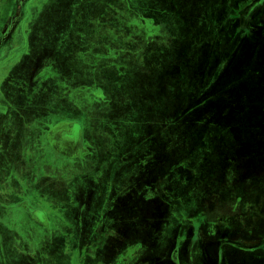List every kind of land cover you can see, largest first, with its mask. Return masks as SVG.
Masks as SVG:
<instances>
[{
  "label": "rangeland",
  "instance_id": "374dc122",
  "mask_svg": "<svg viewBox=\"0 0 264 264\" xmlns=\"http://www.w3.org/2000/svg\"><path fill=\"white\" fill-rule=\"evenodd\" d=\"M154 1L158 0H145L143 5L140 4L141 0L134 1L137 3L134 14L149 18L154 22L151 27H162L155 34L159 36L155 38V42L143 47L148 48L144 66H140L141 55L134 46H130L135 55L129 62L126 59L113 61L117 65H129L131 68L127 70L129 73L126 81L131 82L133 79L139 85L142 84L144 70L143 81L148 85V90L142 88L144 100L140 98L132 106L134 108L137 105L140 111L144 110L143 114L136 111L131 115L132 120L140 118L141 125L134 127L132 135L126 131L128 135L123 138L112 132L111 124L117 129L125 126L124 118L115 116L113 108H126L127 102H119L121 98L118 97V101L107 89L112 101L100 104L95 99L98 96L95 90L90 88L96 79L111 82L112 72L109 69L97 72L96 75L94 69L86 66L81 73L75 71L74 77L70 76L73 81L66 82L65 87L53 79L46 82L41 79V72L48 66V61L53 59V68L62 83V78H66L62 65L67 51L79 50L80 55L85 57V66V62L90 60L87 44H101V39L93 41L92 32L96 24L90 23V19L96 21L97 13L85 14L90 18L81 14L84 18L79 26L76 25V32L82 31L89 35L85 48L76 44L63 53L64 26L57 24V21H64L63 11L66 12L65 18L73 14V7L67 4L64 7V3L58 0H19L18 4L13 2L6 7L7 28L9 18L13 15L20 14L26 23L23 21L22 24L24 35L16 41H6L0 50L2 222L7 221L6 209L3 207L16 205L19 207L14 211H53L49 217L55 219L54 223L58 227L64 223L59 221L58 214L63 212L71 224L66 234L71 243L73 237L78 241L82 234L79 229L81 217L82 223L87 226L93 220L103 235L110 236L108 240H115L113 229H116L119 243L125 241L126 237L146 243L158 232L159 221L166 212L163 210L167 207L164 202L180 206V198L190 200L191 195L195 197L191 193L197 192L196 205L199 208H204L206 202L211 204L209 208L205 207L206 211L196 212L198 222L200 217L202 220L207 217L206 222H210L221 214L225 215V187L229 186L230 190L236 189L240 193L244 178L254 176L251 174L254 171L251 167H257L258 174H264V0H161L162 3L166 2L162 8L153 7L157 4ZM97 6L98 10L104 12L109 10L105 16L113 17L110 14H114L115 9L108 4L106 6L104 2ZM81 7L83 13L88 11L84 5ZM146 10L148 11L144 14ZM36 14L41 19L44 18L39 22L37 16V21L32 23L31 28L30 25L28 27L27 17L33 15L35 19ZM75 15L77 14H73ZM253 17H257L254 22ZM239 18L242 19L237 20ZM2 24L3 20L0 22V32L3 30ZM11 31L13 27L9 30ZM26 31L29 32L28 38ZM8 37L6 34L4 40ZM138 40L134 39L135 42ZM250 51H254L253 54H248ZM113 71V77H122L116 73L119 69ZM153 73H157L158 78L151 79ZM154 84L158 88L153 87ZM76 91H80V97L74 95ZM141 92V88L135 87L130 92V97L141 96ZM168 95L179 100L175 109L169 110L164 103ZM203 96L206 99L207 96H214L209 100L205 111L199 112V117L197 112L187 113V106ZM147 99L150 100L149 104ZM78 102H81V107L74 108V103ZM207 111L209 115L212 114L213 119L203 115ZM165 121L167 125L164 124ZM208 122L212 123V127L209 126V134L205 136L202 133ZM54 125L59 126L58 131L65 129V133L63 134V130L62 133L56 131L47 137V133L43 131ZM67 126H73V129H67ZM197 128L200 131L198 134L193 131ZM174 134L177 143L173 142ZM57 137L60 141L65 140L79 146V156H87V159L83 164L69 167V178L64 182L58 183L51 180L50 176H45L40 178L42 181L36 186L32 178L36 179L37 172L33 176H27L30 166L32 170H40L38 159L40 156L43 158L45 153L39 149L41 146L47 147L45 159H53L50 151L58 144ZM118 145V152L111 151ZM122 146L125 150L133 148V152L121 151ZM184 147L186 149L182 150ZM25 158L29 167L22 171ZM82 167L85 172L80 173ZM47 170L51 169L46 168V172ZM61 170L62 167H59L58 171ZM206 171L209 172L207 176ZM258 174L255 175L259 176ZM46 182L49 184L45 187L43 183ZM245 183L251 186L248 182ZM261 186L262 191L264 184ZM212 187L215 189L210 191ZM217 194L222 199L214 202L213 198ZM84 197L91 200V208H98V211H81ZM95 197L101 198L94 200ZM25 199L29 201H23ZM60 202H64L62 207ZM156 203L160 204L159 211ZM218 207L221 210L216 211ZM190 213L191 211H185L187 218L191 217ZM36 219L43 224L47 222L44 212L38 213ZM220 221L222 226H219V232L226 231L227 223L231 229L238 226L235 217H223ZM3 225L4 223L0 226V264H13L11 261L17 262L20 254L10 246V241L7 242L11 234L5 231ZM51 233L44 232L41 236L36 248L39 260L47 249L51 250ZM170 235L169 231L164 232L165 237ZM86 238L87 235L85 240ZM64 239L63 235L54 237L53 245H56V250L62 248ZM2 246L5 247L1 248ZM91 249L93 248L88 250ZM230 250L226 248V251ZM61 260L63 259L57 258L53 262L51 259L53 263L45 264H60ZM120 262L122 260L118 263Z\"/></svg>",
  "mask_w": 264,
  "mask_h": 264
},
{
  "label": "crops",
  "instance_id": "0c3cea01",
  "mask_svg": "<svg viewBox=\"0 0 264 264\" xmlns=\"http://www.w3.org/2000/svg\"><path fill=\"white\" fill-rule=\"evenodd\" d=\"M58 1L64 3V7L65 4L73 7V14H77L75 16L71 14L68 15L67 18H65L66 12L63 11V13H65L64 21H57V24H62L64 26L65 35L63 34L62 37L63 53L65 52V49H72L76 44L78 45V47L81 45L85 48V41L88 40L89 35H86V33L82 31L76 32L75 29L76 25L79 26L82 18H90L85 16V14L87 13L88 15H95L97 13L96 21H94L95 19H90V23L94 22V24H96V26L93 27L92 32L94 34L93 41L95 42L98 39H101V44H87V46L89 47L88 56L90 60L88 62H85V66L83 64V62L85 61V57L80 55L79 50H77V52L67 51V53L64 54V62L62 65V72H64L66 78H62V83L60 76L56 74V70L53 68V59L48 61V68L46 67L41 72V75L43 77L41 79L43 80V82L53 79L56 81V83L63 84V87H65L66 82L68 83L70 80L73 81V79H70V76L72 75L74 77L75 71L81 73L82 70H85L86 66H90V69H94L96 71V75L97 72H106L109 69V71L112 72L110 73V78L112 79V81L106 82L102 78L100 80L95 78L96 80H93V86L90 88H93L95 90L96 95H98L95 99L100 104L111 103L112 101L111 96H109L107 92V89L108 91H110V95H113L112 97H114L115 99L118 100V97L121 98L120 101L118 100L119 102L123 103V100L124 102H127L126 108H113V114L115 116L124 118L125 126L121 129H117L115 125L111 124V129L112 132L114 131V134L120 138H123V136L125 137V135H128V133H131L132 135L135 130L134 127L137 125L139 126V124L141 125V122L140 118L139 120L138 118L136 120H132L131 115L136 111L142 114L144 113V110L140 111L137 108V105H134V108L132 106L136 100L140 98L144 100L143 89L148 90V85L143 81L145 71L143 70L141 85H139L138 82H133V79H131V82L128 80L126 81L129 73L127 70H129L131 67L129 65H117L113 63V61L114 59H126V61L129 62L131 57L135 55V51L130 46H134L135 50H137L136 52L141 55L140 66L143 67L144 61L148 55V48L144 49L143 47H146L145 45H148V43L150 42H155V38L159 37L158 35L155 36V34L158 33V31H160L162 27H151L154 22L150 21L149 18L144 17V15H142V17L134 14V12H136L135 7H137V3L134 2L135 0H94V2H91L90 0ZM13 2H16V4H18L19 0H0V22L3 20V30L0 32V41H2L3 43H0V50L6 41H16L24 35L22 31V24L26 23V21H24L23 17L20 14H17L16 16L13 15L12 18L10 17L11 19L9 18L8 21L9 27L7 28L5 26L6 18L8 17L5 9L9 4H12ZM100 2H105L106 6L108 4L110 8L115 9L114 12L116 14H110L113 17L105 16V13L109 10H106L105 12L102 10H98L99 7L97 5L101 4ZM154 2H157L156 5H153V7L155 8H162L166 5V2L162 3L161 0ZM74 3H77V5H75ZM144 3L145 0H141L140 4L143 5ZM82 5H84V7L88 9V11H86L85 13L81 11ZM118 8H122L123 11H121L122 9L119 10ZM147 11L148 10H146L144 14H146ZM111 12L113 13V11H110V13ZM81 14L84 17H82ZM37 16L39 15L36 14L35 19L33 15L27 17L29 19L28 27L30 25L31 28L32 23H35V21H37ZM32 17L34 19L33 21ZM256 18L253 17L254 20L252 22L256 21ZM42 19L41 16H39L38 21L40 22ZM241 19L242 18H239L237 20ZM53 23H55L54 20ZM173 23L175 22L173 21ZM12 27L13 31L9 32ZM28 33L29 32L26 31V38H28ZM6 34H8L9 37L7 40H4ZM70 34H72V36ZM135 38L137 40L139 38V40L135 42ZM103 42L105 44H103ZM123 44L126 45L127 48ZM253 52L254 51H250V53L248 54L251 55L253 54ZM114 69H119V72L116 73L118 74V76H122L121 78L112 76L114 73ZM141 71L142 70H136V72ZM153 74L154 75L153 77H151V79L158 78L157 73ZM135 87L141 88V96L130 97V92H132ZM153 87L158 88L156 84H154ZM74 95L80 97V91H76ZM212 98H214V96H207V99L205 96H203L198 100L192 101V103L187 106L189 107L187 113L193 114L197 112V117H199L198 113L203 110L205 111L209 100H211ZM84 99H86V97H84ZM178 101L179 100L173 97V95H168L166 96L164 103L170 110L172 108L175 109V105H178ZM146 102L149 104L150 100L147 99ZM80 105L81 102L74 103L73 107H81ZM203 115H205V117L210 116L213 119L212 114L209 115L208 111L206 113L204 112ZM203 115L200 116V118H202ZM205 119L209 120V118ZM60 122L62 123V121ZM164 124L167 125V122L165 121ZM205 125L206 128H204L202 134L208 136V128L209 126L212 127V123L208 122ZM112 126H114L115 128ZM216 127H219V125H216ZM67 129H73V126H67ZM46 131L47 129H45L43 133ZM126 131L129 132L127 133ZM193 131L197 132L196 134L200 132L198 128L197 130ZM210 133H212V131ZM58 137V144L55 147H52L50 151L53 159H45L47 147L41 146L39 149L44 150L45 153L43 154V158L40 156V159H38L40 170H32V167L30 166L31 170H29V175L27 174V176H33V174L37 172L36 179L32 178V182L36 186L40 181H42L40 180V178L45 176H50L51 180L54 179L58 183L64 182L66 178H69L67 175L68 168L75 164H83L87 159V156H85V158L81 155L79 156V146L71 142H65L67 143V145L72 144L74 147H63L65 146L64 140L60 141ZM173 142H176L175 134L173 136ZM23 146H26L25 142H23ZM10 147L11 144L8 146V148ZM119 148L120 146L118 145L117 147H115V149L113 147L111 151L115 150L118 152ZM205 148L207 149V147ZM121 149V151H127L131 153L133 152V148L130 150H125V148L122 146ZM185 149L186 148L184 147V149L182 150ZM14 151H16V148ZM86 154H88L87 151ZM78 158H80L81 162L78 160ZM111 162H113V160H111ZM182 164L184 165L185 163L182 162ZM27 167H29V163L26 165L25 158V164L22 166V171L25 169L27 170ZM59 167H62L61 171H58ZM46 168L51 170H47L46 172ZM206 169L208 170V168ZM250 169H254V171L251 172V174H253L254 176H250V178H244L245 180L242 181L243 185L241 186L240 193L236 189L234 191L230 190L229 186L225 187V215L221 214L218 217L211 219L210 222H206L207 217H204L203 220L202 217H200V221L198 222L196 212L206 211V208H209L211 204L206 202L204 203V208H199L196 205L198 202L197 192L191 193L195 194V197L191 195L190 200H187L184 197L180 198V206H177L176 203H174L173 205L168 203L167 205L168 201L164 202L167 207H164L163 210H166V212H168L163 213V218L159 221L160 224L159 228L157 229L158 232L154 234L156 236L152 239L147 240L146 243L144 241V243L142 241H134L133 239H129L127 237L125 240L126 242L122 240V242L119 243L117 240L118 232L116 231V229H113V231L115 232L113 234L115 236V240H113L112 238H110L111 240H108L110 236L103 235L100 231L99 226H97L93 222V220L87 226L82 223V217L80 218L81 224L79 225V229L82 233L80 239L78 241H75V238L73 237L71 243L68 237L69 235L66 236L71 224L68 222V220H66L63 212L58 213L59 221L61 220L64 222L58 227V225L54 223L55 219L52 220L49 217L50 213L52 214L53 211H39L41 209H36L38 211H14L15 208L19 206H5L6 208H3L7 210H5V217L7 221L2 222L0 220V226L2 225V223H4L3 226L6 229L5 231H9L11 234V237L7 239V242L10 241V246L13 247L16 253L20 254L19 259L16 260L17 262L11 261V263L45 264L53 263L57 261V258H61L63 260H61L60 264H119V260H122L120 264H264V252L260 251L264 250V195H262L264 193V190L261 191L260 189V187L262 188L261 184H264V174H258L257 167L255 166L251 167ZM83 172H85L84 168L80 171V173ZM208 173L209 172L206 173V176L208 175ZM255 174H258L259 176H256ZM71 176L73 175L71 174ZM14 177L18 178L17 175H15ZM245 181L248 182L251 186L249 187L245 183ZM43 184H45L46 187L48 186L49 182ZM214 189L215 188L212 187L210 191H213ZM196 190L197 189L195 188L194 191ZM150 196L153 195L151 194ZM85 198L86 197H84V200H87V202L83 200L81 211H87V209L90 211H98V208L95 210L94 208L92 209L91 200ZM99 198L101 197H95L94 200H97ZM213 199V201L215 202L219 201L222 198L219 196V194H217ZM27 200L29 201V199ZM27 200L25 199L23 201ZM111 200L114 201V199ZM187 201L190 202L188 203ZM60 205L62 207V205H64V202H60ZM113 206L114 202L112 203V208H114ZM156 207L158 208L157 211H159L160 204L156 203ZM219 210L221 209H219L218 207L216 211ZM177 211L182 212L178 213ZM185 211H191V217L187 218V214H185ZM42 212H44L47 217V222L45 224L40 223L36 219L37 214ZM31 213L32 215H35L32 216ZM223 217H225V219L229 217H235L238 226H235V228L231 229V227H229L227 223L225 226L226 231L224 232V230H221V232H219L218 229L222 226V224H219V222H221L220 219ZM166 230L170 232V237L164 236V232ZM48 231L52 232L51 235L53 237V240H51V250L54 246L53 243H55L56 240H54V237L56 235H63L65 239L62 241L63 245L61 249L59 248L56 250L55 245L53 251L47 249L45 254L41 256V260H39L37 254L38 251H36V248L37 246H39L42 234ZM126 232H129V230L126 229ZM86 235L87 238L85 240ZM132 236H134V233ZM95 237L96 240L94 241ZM91 238H93V245H91ZM76 244L78 245L75 248ZM22 245H24V248ZM3 247L5 246H2L1 248ZM91 247L93 249H91V251L88 250ZM72 248H74V250H72ZM226 248H230L231 250L226 251ZM51 259L53 262L50 261Z\"/></svg>",
  "mask_w": 264,
  "mask_h": 264
},
{
  "label": "flooded vegetation",
  "instance_id": "af4514ba",
  "mask_svg": "<svg viewBox=\"0 0 264 264\" xmlns=\"http://www.w3.org/2000/svg\"><path fill=\"white\" fill-rule=\"evenodd\" d=\"M58 124H59V123H58ZM58 124H57V125H58ZM57 125L49 126V127H48V129H47V131H46V133H47V137H48V135H52V133H53V132H56V131H57L58 133H62L61 130H63V128H62L60 131H58L59 126H57ZM55 129H56V130H55ZM64 133H65V129L63 130V134H64ZM66 133H67V132H66ZM63 134H62V135H63ZM50 137H51V136H50ZM50 137H49V139H50ZM64 143H65V140H64ZM65 146H66V147H67V146L69 147V146H73V145H72V144H68V145H67V143H65ZM73 147H74V146H73Z\"/></svg>",
  "mask_w": 264,
  "mask_h": 264
},
{
  "label": "trees",
  "instance_id": "16d2710c",
  "mask_svg": "<svg viewBox=\"0 0 264 264\" xmlns=\"http://www.w3.org/2000/svg\"><path fill=\"white\" fill-rule=\"evenodd\" d=\"M206 136V135H205Z\"/></svg>",
  "mask_w": 264,
  "mask_h": 264
}]
</instances>
